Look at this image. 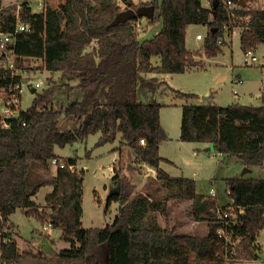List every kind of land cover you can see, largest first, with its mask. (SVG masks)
I'll list each match as a JSON object with an SVG mask.
<instances>
[{"label": "trees", "instance_id": "obj_1", "mask_svg": "<svg viewBox=\"0 0 264 264\" xmlns=\"http://www.w3.org/2000/svg\"><path fill=\"white\" fill-rule=\"evenodd\" d=\"M121 1L132 9L153 5L154 16L146 19L147 26L160 25V29L150 38L140 39L135 29L139 18L107 28L125 9L117 0H65L64 51L55 69L78 83L58 85L51 81L47 88L34 92L31 105L8 127L0 124V264L38 257L20 251L12 236L9 217L17 209L60 229L61 239L69 246L58 254L82 264H241L258 260L261 247L257 235L264 229V179L227 178V195L235 208L232 215L222 219L216 209L225 210L229 204L221 206L215 196L198 194L193 181L170 176L161 169L167 160L159 147L169 137L160 123L162 104L152 98L160 84L152 75L203 68L201 58L216 57L234 27L241 29L242 52L255 50L264 43V8L246 5L230 16L221 0L215 9L212 1L204 5L202 0ZM16 9L0 8L3 31H13ZM18 16L29 27L17 34L15 43L16 64L23 69L27 58L45 56L47 19L44 11H32L29 0L20 3ZM194 24L205 25L207 32L200 50L191 52L186 48L185 35ZM155 56L159 58L156 65L152 63ZM19 82L20 77L11 78L0 68V88L8 90ZM60 88L77 89L80 97L55 110L53 100ZM178 95L197 98L192 93ZM181 109V142L209 144L225 158H238L247 169L263 165L264 93L260 106H219L209 100L185 102ZM61 116L72 118L78 125L60 130ZM95 133L99 134L97 147L113 143L119 135L120 145L133 152L135 162L154 169L155 175L148 180L147 192L130 199V181L121 174L122 167L114 164L115 191L106 200L107 206L118 202L114 221L103 228H84L83 170H76L75 158H67L63 167L55 166L56 171L48 178L33 182L30 175L36 169L48 173L51 159L60 161L56 147ZM33 164L37 165L32 169ZM43 186L52 189L45 195L44 205L39 206L34 197ZM174 201L189 202L184 213L194 223L206 225L205 235L183 234L179 223L161 225L159 215L169 216V202ZM220 228L225 235L218 234Z\"/></svg>", "mask_w": 264, "mask_h": 264}, {"label": "rangeland", "instance_id": "obj_2", "mask_svg": "<svg viewBox=\"0 0 264 264\" xmlns=\"http://www.w3.org/2000/svg\"><path fill=\"white\" fill-rule=\"evenodd\" d=\"M1 1L10 3V6L14 5L18 8L17 6L23 0ZM29 1L35 11L40 9L37 5L38 0ZM131 1L134 4L142 3V0ZM258 1H253L251 5L255 8H264V0ZM117 2L120 7H126L121 0H117ZM139 22L142 29H138L136 25L135 29L140 39L150 38L153 35V29L157 31L160 29V25L147 26V20L144 17H140ZM240 31L239 27H234L229 36H225L226 43L221 46V52L216 57L206 58L203 56L201 58L203 68L171 74L173 86L176 89L173 93L164 83L159 84L154 93L155 102L169 105L168 107L163 106L164 109L160 110V123L168 131L167 135L169 137V140L161 148V154L170 160L162 162L161 168L170 176L183 177L193 181L195 191L198 194L208 195L210 188H213L216 193L215 199L221 206L231 202L226 193L225 180L231 177L264 179V163L262 166L247 169L241 160L235 157L225 158L214 151L211 145L198 142L182 143L178 137L182 117L181 105L187 102V99L181 97L178 93H190L193 90H199L197 88L204 87L207 100H211L208 96H214L215 101L220 106H227L233 101L243 105L260 106L261 98L259 93L255 96L250 93L258 90L257 88L260 86L261 81L264 82V43L258 44L254 50V54L263 59V62L247 65L243 61L244 54L240 46ZM206 32L207 27L205 25H190L186 29V48L192 52L200 50ZM197 34H201L203 39H197ZM55 50L58 49L55 48ZM61 50L59 47V51L50 52L51 54L49 55V49L46 45L44 60L27 58L22 62V82L23 86L25 85L21 94L20 106L22 110H26L34 98V93L30 91V88H32L29 84L30 81L42 82L41 86L35 90L38 92L43 88H47L51 81L58 85L67 81L72 86L78 83L77 80H67V76L55 69L62 55ZM158 62V57L152 58L154 65ZM238 79L243 80V84H236ZM232 89L241 92L240 96L234 100L232 99ZM263 93L264 87L261 95ZM4 95L5 91L0 89V98H3ZM202 96L204 95L199 97L201 98ZM79 97L80 92L77 89L68 91L65 88H60L55 93L53 108L59 110ZM211 101L217 104L214 100ZM77 125L72 118L61 116L59 119L60 130H71ZM98 136V133L90 134L84 140L76 141L63 148H55V154L60 157L61 162L64 163L67 158L73 157L76 159V170H83L81 223L84 228H103L114 221L118 211V202L112 201L109 206L106 205L107 196L115 191L112 181L114 164L122 167L121 174L130 181V199L139 193L147 192L149 190L148 180L152 177V175H149L150 170H148L147 166L143 163L135 162L133 152L127 146L120 145L119 135L113 143H106L97 147L95 143ZM183 145H186L187 148L183 147ZM119 151L121 154L118 153ZM36 165L33 164L32 169ZM55 171V166L51 165L48 173L41 169H36L32 171L30 176L35 179H32V181L36 182L38 181L37 179L42 177L48 178L52 176ZM51 189L50 186H43L39 189L34 197L37 205H44L45 195ZM187 204H189L188 201L169 202V216L167 215L168 213L159 215L161 225L179 223L181 224L180 231L183 234L205 235L207 233L206 225L194 223L184 213ZM9 219L11 226L14 225L16 229L14 238L19 245L20 251H29L32 255H38L34 259L27 256L28 258L22 259L18 264H82L80 260L62 258L58 254L61 249L69 246L61 239L60 229L46 227V223L42 224L32 215L27 216L22 209H17L13 212ZM47 230L49 233H47ZM17 234L23 239L19 238ZM257 243L261 247L259 259L247 261L243 264H264V229L257 235ZM102 259H104V256H102Z\"/></svg>", "mask_w": 264, "mask_h": 264}, {"label": "built area", "instance_id": "obj_3", "mask_svg": "<svg viewBox=\"0 0 264 264\" xmlns=\"http://www.w3.org/2000/svg\"><path fill=\"white\" fill-rule=\"evenodd\" d=\"M151 0H142V2L147 3ZM212 0H202L204 5H209V3ZM244 5H240L237 2H233L232 0H221L222 7L228 11L230 16H233V11L235 9H240L244 8L246 5L250 8H255L251 5L253 1L256 0H243ZM262 0H259L258 2H261ZM258 8V7H256ZM18 9L19 6L16 10V22L14 25V29L11 32L3 31L1 29V23H0V68L7 70L10 73L11 78L13 77H20V82L16 84L13 88H10L8 90H5L3 88H0L5 91V95L3 98H0V124L3 127H8L10 125V121L13 119H17L20 111L22 110L21 108V94L23 91V82H22V69L19 68L16 64V53H15V43H16V38L17 34L23 31H28L29 27L27 24H24L20 21L19 16H18ZM234 22V21H233ZM136 27L138 29H142V26L139 21L135 23ZM225 28L226 25L224 26ZM196 38L201 40L203 36L201 34H197ZM243 61L247 65H255L257 63H260L261 61L263 62V59H260L254 54V50L250 49L247 50L246 52H243ZM32 58V57H31ZM32 59H38V58H32ZM29 84L31 85V89H35L40 87L42 82H35V81H30ZM11 91H16L13 95H9V92ZM207 99V98H205ZM143 143L144 141L141 140ZM51 165L57 166L59 165L60 167L64 166V163L61 161H58L57 159L53 158L51 159ZM73 168V166H70ZM228 189H226V193H228ZM209 194L211 196H216L215 190L213 188H210ZM234 206L233 204H229V206L225 209L222 210L221 208H217L216 212L221 215L222 219H225L232 215V212L234 211ZM243 210L239 209V213H242ZM46 227H50L46 225ZM218 234L220 236L225 235V230L224 228H220L218 230Z\"/></svg>", "mask_w": 264, "mask_h": 264}, {"label": "crops", "instance_id": "obj_4", "mask_svg": "<svg viewBox=\"0 0 264 264\" xmlns=\"http://www.w3.org/2000/svg\"><path fill=\"white\" fill-rule=\"evenodd\" d=\"M24 1V0H23ZM133 3V2H132ZM144 3V2H142ZM11 4L10 3H3L1 0H0V8H3V7H7V6H10ZM37 5L40 7V9L38 11H35L33 8H32V5L30 3V6H31V9L33 12H40V11H44L45 15H46V19H47V24L45 26V30H44V38L46 40V45L48 46V49H49V55L51 54L50 52H57L59 51V47L62 49L61 50V57H60V61L63 57V51H64V44H63V38H64V24H65V14H64V8H65V0H38L37 2ZM14 6V5H12ZM18 7V6H17ZM60 9V10H59ZM157 32V30H154L153 29V35ZM152 35V36H153ZM229 40V39H228ZM62 41V42H61ZM55 48H57L58 50H55ZM192 52V51H191ZM50 57V56H49ZM45 58V56H44ZM44 58H38L40 59V61H42V59L44 60ZM60 61L56 64V66L60 63ZM55 66V67H56ZM153 77H156L158 82L161 83H164L165 86L167 88H169L171 90V93H173L175 89V87L173 86V78L171 76V74H153L152 75ZM236 83V82H235ZM264 82L261 81L260 82V86H258V90H255L253 92H251L250 94L251 95H256L259 93L260 95V98H261V92H262V89L264 87ZM236 84H243V80H240L238 79L237 80V83ZM199 90H193V92H190V93H193L197 96V98L195 99H187V102L189 103H201V102H207L208 98H207V95H206V92L204 93V87L202 88H197ZM202 89V90H201ZM31 91V90H30ZM241 94L240 91L238 90H233L232 89V99L234 100L236 97H239ZM173 95V94H171ZM201 95H204L202 96L201 98L199 96ZM155 95H152V98L155 99L154 97ZM210 97L209 99L211 100H214L215 101V98L214 96H208ZM207 98V99H205ZM210 100V101H211ZM216 102V101H215ZM217 103V102H216ZM232 103H235L234 101ZM171 105V104H170ZM217 105H219L217 103ZM168 107L165 103L162 105V108H161V111L164 109V107ZM182 106V105H181ZM220 106V105H219ZM160 115H161V112H160ZM164 127V126H163ZM165 131L168 132L166 130V128L164 127ZM180 135V128H179V134H178V137ZM184 143V142H182ZM164 143H162L160 145V154H161V148L163 146ZM209 145V144H208ZM182 146V145H181ZM183 147L187 148L186 145H183ZM210 149V148H208ZM215 151V150H214ZM119 154H121V152L119 151L118 152ZM195 153V152H193ZM218 153V152H217ZM219 154V153H218ZM161 156L166 159L167 161H170L168 157L166 156H163L161 154ZM149 171V175H152L154 176L155 175V170L154 169H151L149 167H147ZM162 169V168H161ZM165 171V170H164ZM208 194H209V191H208ZM9 222H10V219H9ZM12 225V224H11ZM13 228H11L12 230V236L15 237V233H16V229L13 226H11ZM47 233L48 230H47ZM18 235V234H17ZM19 238H22L20 235H18ZM23 239V238H22ZM19 246V245H18ZM247 261H254V260H247ZM247 261H243L241 262V264H243L244 262H247Z\"/></svg>", "mask_w": 264, "mask_h": 264}, {"label": "water", "instance_id": "obj_5", "mask_svg": "<svg viewBox=\"0 0 264 264\" xmlns=\"http://www.w3.org/2000/svg\"><path fill=\"white\" fill-rule=\"evenodd\" d=\"M240 5H244L243 0H232ZM212 8L215 9L219 4V0H212ZM154 16V6L153 5H142L137 9H132L131 7L125 8L119 12L114 19L107 25V28L115 27L120 23H125L127 21L144 17L145 19H151ZM35 89H31V93H34Z\"/></svg>", "mask_w": 264, "mask_h": 264}]
</instances>
